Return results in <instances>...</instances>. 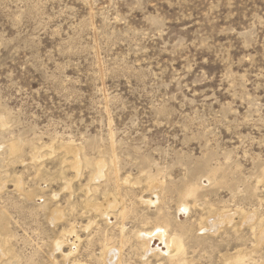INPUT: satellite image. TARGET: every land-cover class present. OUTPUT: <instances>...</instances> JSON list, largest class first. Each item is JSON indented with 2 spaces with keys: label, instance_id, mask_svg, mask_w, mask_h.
Segmentation results:
<instances>
[{
  "label": "rangeland",
  "instance_id": "374dc122",
  "mask_svg": "<svg viewBox=\"0 0 264 264\" xmlns=\"http://www.w3.org/2000/svg\"><path fill=\"white\" fill-rule=\"evenodd\" d=\"M0 125V264H183L165 224L189 264H264V0H0ZM60 143L111 161L106 218Z\"/></svg>",
  "mask_w": 264,
  "mask_h": 264
},
{
  "label": "bare ground",
  "instance_id": "6f19581e",
  "mask_svg": "<svg viewBox=\"0 0 264 264\" xmlns=\"http://www.w3.org/2000/svg\"><path fill=\"white\" fill-rule=\"evenodd\" d=\"M9 145L16 152L17 147H18L16 145V143L15 142H10ZM53 145H55V144H53ZM59 146H60V149L63 148V150L68 151L70 154H72V156L70 155L71 157L69 159L70 160L69 162H68V159L66 158V159L63 160L62 163L64 164V162H66V163H68L69 167L72 168L71 170L74 171L73 172V174H74V176H73L74 180H76L77 178H79L81 176L83 168H87L88 169V182H87V184H85V186L82 189V191L84 192L83 194H84V197H85V202L87 204H92L93 205V208L96 210V212L99 213L103 217V219L106 218L108 216V214H109L108 208L101 206L100 203L93 204L92 203L93 202L92 201L93 200L92 197L94 195L93 194V192H94L93 191V188L95 186L94 183L98 182L99 180H101L105 176H107L106 175V174H108L107 171L110 170V168L112 166L111 161L108 160V158H106L105 156H102V155H99L98 157H94V158H88V157H86L82 153L81 146H76V145H72V144H69V143L68 144L60 143ZM48 147H49V150L51 151V153H53L55 147H53L52 145H50ZM65 151H64V153H65ZM64 153H63V155H64ZM38 156H39V154H38ZM38 164L35 166L36 167L35 174L38 175V176H40L41 174H43L42 173V166L41 167H38L39 166ZM63 171L64 170H60L59 173H58V176L65 183L64 184L62 182L64 184V186H70L71 185V179H68L67 177H65V174H64ZM65 171H67V170H65ZM36 178H38V177H36ZM149 178H150L149 180H150L151 183L152 182H154V183L156 182V180L153 179L152 177H149ZM16 179H17V182L20 184V181H21L20 178L19 177L17 178V176H16ZM123 181L124 182H130V177H124ZM71 188H72V186H71ZM20 189H22V188H20ZM35 191L38 192V188H37V190H35V188H34V189H31V190L27 191V196H29L31 198V196H33L35 194ZM197 192H198V187L196 185H194V184L193 185H189L182 192L181 198L185 200V198H187L189 196H193L194 197V196H196ZM70 196H71V194H70ZM106 196L113 198L112 203H113L114 207L117 208L119 206V209H118L120 211L119 214L122 215V216H124L125 213H126V207L124 205V202H122V201L119 202L117 198L115 199L114 192L113 193L107 192L106 193ZM94 197H95V195H94ZM181 202H182L180 204L181 210H184V211L188 210V205L185 202H183V201H181ZM119 214H118V216H119ZM227 215H228L227 213H219L216 217H213V221L211 222L212 227H210V228H217V225H215V223H221V222L227 220V218H228ZM164 217H167V216H164ZM243 218H244L243 221L247 222L246 220L248 219V215L245 214V216ZM167 219H169V218H167ZM164 221H162L163 222L162 224H165ZM166 226H167V224H165V226L156 225V228L154 230L157 232L156 235H158V237L163 240V243L166 246L165 253L167 254V256L170 259L169 262L172 263L174 261L173 259H175L176 256H179L178 259H177V261H180L183 264H189V260H187L186 257L184 256V254H185V249L184 248L185 247H184V244H183V240L181 238V236H183V233L182 234L180 233L178 235V233L176 232L177 234H172V235L170 234V235H168L167 234V230H166V228H167ZM119 227H120V232L123 235L124 234V230H125L124 229V224L122 223L121 225H119ZM200 227H201V229L203 231L205 230V232H208V230H209V229L206 230V228L204 229L202 225ZM200 227H199V229H200ZM70 228H71V226H70ZM251 230L254 233L257 232L258 234H259V232H261L260 233L261 235L259 234L258 236L264 237V219H262V220L258 219V222L252 223ZM65 232H66V234H72V233L74 234L75 233L74 228H72L71 230H67ZM75 236H76V234H75ZM65 239H66V235H65V233H62L60 235V239H58L56 241V244L60 247L62 243H65ZM76 239H78L77 236H76ZM121 239H123V238H121ZM260 240H262V239L260 238ZM140 246H141L142 249L145 248L146 251L150 252L149 246H147L146 243L143 240H141ZM64 256L65 257L69 256V253L68 254H65ZM100 256L101 257L104 256V251L103 250H101ZM232 256H233L232 260H234V261H237L238 262V261H242L243 260V257L241 256V254L236 253L235 255H232ZM116 258L118 259V262H117V264H118L120 262V260H119V257H116ZM11 264H16V262L13 261ZM76 264H81V263L78 262ZM82 264H84V263H82ZM142 264H146V263H142ZM223 264H230V263L229 262H223Z\"/></svg>",
  "mask_w": 264,
  "mask_h": 264
}]
</instances>
